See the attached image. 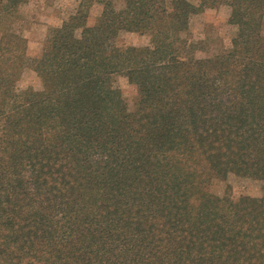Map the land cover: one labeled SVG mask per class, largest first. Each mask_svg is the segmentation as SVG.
<instances>
[{
  "label": "trees",
  "instance_id": "trees-1",
  "mask_svg": "<svg viewBox=\"0 0 264 264\" xmlns=\"http://www.w3.org/2000/svg\"><path fill=\"white\" fill-rule=\"evenodd\" d=\"M89 1L94 25L79 4L38 58L0 32V264H264V0ZM218 5L235 36L196 59L181 34ZM122 32L149 43L117 46ZM24 69L38 90H16ZM229 173L261 196L211 194Z\"/></svg>",
  "mask_w": 264,
  "mask_h": 264
},
{
  "label": "rangeland",
  "instance_id": "rangeland-1",
  "mask_svg": "<svg viewBox=\"0 0 264 264\" xmlns=\"http://www.w3.org/2000/svg\"><path fill=\"white\" fill-rule=\"evenodd\" d=\"M169 2L170 0H166ZM197 5L201 0H185ZM79 4L87 13V25L93 26L97 20L101 5L89 0H22L16 6L15 17L0 19L1 30L11 31L26 42L25 54L29 59L38 58L41 54L42 44L50 30L59 27ZM115 8L122 7L121 0L114 1ZM230 10L225 5L215 8L204 7L202 11L188 17L189 30L181 38L189 45L188 54L196 59L211 58L230 48L231 39L237 31L236 26L228 23ZM261 34L264 36V18L262 19ZM117 46L144 47L149 43L147 34L122 32L115 40ZM114 86L119 91L128 112H133L137 104L136 87L123 76H114ZM38 90L40 82L30 69H24L16 84L17 91L26 88ZM262 182L250 178L227 174L222 181L213 180L209 192L213 195L227 196L235 201L239 197L259 198L262 192Z\"/></svg>",
  "mask_w": 264,
  "mask_h": 264
}]
</instances>
